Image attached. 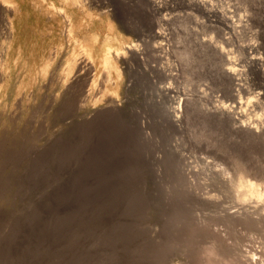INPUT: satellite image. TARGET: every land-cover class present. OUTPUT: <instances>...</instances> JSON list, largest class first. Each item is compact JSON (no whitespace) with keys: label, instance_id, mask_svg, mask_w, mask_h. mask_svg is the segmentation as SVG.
Masks as SVG:
<instances>
[{"label":"rangeland","instance_id":"374dc122","mask_svg":"<svg viewBox=\"0 0 264 264\" xmlns=\"http://www.w3.org/2000/svg\"><path fill=\"white\" fill-rule=\"evenodd\" d=\"M8 1L0 264H264V0Z\"/></svg>","mask_w":264,"mask_h":264},{"label":"bare ground","instance_id":"6f19581e","mask_svg":"<svg viewBox=\"0 0 264 264\" xmlns=\"http://www.w3.org/2000/svg\"><path fill=\"white\" fill-rule=\"evenodd\" d=\"M7 1H8V0H7ZM9 1H10V0H9ZM9 1H8V2H9ZM66 1H67L68 4L71 3V4L74 5L75 7L80 8L83 12H84V11H88L89 13H92L91 10H90V8L92 7L91 4H93V6H94V5H97V7H99L100 10L103 8V6H104V7H107V6H108V5L105 6L106 3H108L106 0H90V1H91L90 6L87 7V8H86V5H87V4H85V3L87 2L86 0H66ZM84 1H86V2H84ZM115 2H116V3H115V4H116L115 7H116L117 9H121V8H124V7H127V8H128L129 6H130V7L132 6V8H130V9H133V10H138V9L140 8V7L136 6L135 4H132V3H131V5L128 4V1H126V0H116ZM163 4H164V3H163ZM7 5H8V4H7ZM7 5H6V6H7ZM157 5H158V4H157ZM196 5H197V4H196ZM189 6H190V5H189ZM197 6H198V5H197ZM160 7H161V6H159V8H160ZM198 7H199V6H198ZM201 7L204 8L205 6H201ZM201 7H200V9H202ZM11 8H12V7H11ZM13 8H14V6H13ZM159 8H158V9H159ZM6 9H7V8H6ZM9 9H10V8H9ZM108 9H109V8H108ZM142 9H143V8H142ZM158 9H157V10H158ZM206 9H207V8H206ZM144 10H145V9H144ZM202 10H203V9H202ZM9 11H11V10H8V12H9ZM108 11H109V10H108ZM159 11H160V9H159ZM194 11H195V10H194ZM6 12H7V11H6ZM100 12H101V11H100ZM9 13H10V12H9ZM89 13H87V14H89ZM101 13H102V12H101ZM207 13H209V12H206V14H207ZM7 14H8V13H7ZM97 19H98V18H97ZM8 23H11L10 25H11V28H12V25H13L12 20H11V22L9 21ZM143 28H144V27H143ZM143 28H140V29H143ZM13 29H14V28H13ZM66 29H67V27H66ZM12 31H13V30H12ZM154 31H155V30H154ZM64 32H65V31H64ZM143 32H144V30H143ZM95 33H96V32H95ZM95 33H94V34H95ZM97 34H98V32H97ZM156 34H157V33H156ZM63 35H65V34H63ZM93 36H94V35H93ZM93 36H91V37H93ZM96 36H98V35H96ZM160 36H161V35H160ZM74 37H75V36H74ZM94 37H95V36H94ZM94 37H93V38H94ZM140 37H143V35H141ZM156 37H157V36H156ZM162 37H163V36H162ZM66 38H67V37H66ZM96 38H97V37H96ZM96 38H95V39H96ZM100 38H101V37H100ZM159 38H160V37H159ZM118 39H119V38H118ZM143 39H144V38H143ZM157 39H158V38H157ZM160 39H161V38H160ZM99 40H100V39H99ZM65 41H66V40H65ZM94 41H96V40H94ZM97 41H98V40H97ZM107 41H109V40H107ZM147 41H148V40H147ZM147 41H146V42H147ZM157 41H159V40H157ZM141 42H142V43H145V40H144V41L141 40ZM155 42H156V41H155ZM98 43H99V42H98ZM115 43H116V42H115ZM92 44H93V43H92ZM112 44H114V43H112ZM154 44H155V43H154ZM154 44H152V45H154ZM156 44H157V43H156ZM156 44H155V45H156ZM90 45H91V44H90ZM102 45H103V44H102ZM107 45H108V44H107ZM158 45H159V43H158ZM160 45H161V43H160ZM108 46H109V45H108ZM110 46H111V45H110ZM110 46H109V47H110ZM161 46H163V45H161ZM84 47H85V46H84ZM92 47H93V46H92ZM94 47H96V46H94ZM101 47H102V46H101ZM157 47H159V46H157ZM79 48H81V47H79ZM117 48H118V47H117ZM119 48H120V47H119ZM161 48H162V50H163V47H161ZM161 48H160L159 50H161ZM128 49H129L130 56H139V52H138V50H137L136 48L133 47V48H128ZM155 49H156V48H155ZM157 49H158V48H157ZM79 50H80V49H79ZM153 50H154V49H153ZM162 50H161V51H162ZM74 51H75V50H74ZM111 51H112V50H111ZM161 51H160V53H161ZM53 52H54V51H53ZM70 52H71V51H70ZM70 52H69V53H70ZM75 52H76V51H75ZM104 52H105V51H104ZM112 52H113V51H112ZM75 54H77V53H75ZM82 54H83V53H82ZM85 54H86V53H85ZM104 54H105V53H104ZM115 54H116V53H115ZM157 54H158V53H157ZM173 54H174V53H173ZM51 55H52V54H51ZM77 55H78V54H77ZM112 55H113V54H111L110 51L108 50V52H107V53L104 55V57H103V63H104L105 67H106L108 70L114 68V66H115V65H114V60H113ZM75 56H76V55H75ZM81 56H82V55H81ZM81 56L79 57V55H78L79 58H81ZM113 56H115V55H113ZM140 56H141V55H140ZM117 57H118V60H121L122 58L125 59V60H128V56H127L126 54H119V53H117ZM158 57L160 58L161 56H158ZM72 58H73V57H72ZM163 58H164V57H163ZM69 59H70V58H69ZM179 59H180V58H179ZM181 59H182V58H181ZM66 60H67V59H66ZM79 60H80V59H79ZM160 60H161V59H160ZM192 60H193V59H192ZM74 61H75V60H74ZM162 61H163V60H162ZM76 62H77V64H78V61H77V60H76ZM79 62H80V61H79ZM134 62H135V61H134ZM174 62H175V61H174ZM80 64H83V65L85 66V71H84V72H82V71H81V72H76V74H75L74 76H75V79H82V80L84 81V83H85V82H87V81L90 79V75H92V73L90 74V72H91V68H93V66H92V63H91V60H90V56H88V55L86 54V56L82 57V60H81ZM74 65H76V64L74 63ZM74 65H73V66H74ZM178 65H179V64H178ZM76 66H78V65H76ZM81 66H82V65H81ZM81 66H80V67H81ZM84 66H83V67H84ZM68 67H69V66H68ZM78 67H79V66H78ZM180 67H182V66H180ZM70 68L72 69V67H70ZM70 68H69V69H70ZM67 69H68V68H67ZM67 69H66V70H67ZM80 69H81V68H80ZM107 69H106V70H107ZM74 70H75V69H74ZM104 70H105V69H104ZM108 70H107V71H108ZM193 70H194V69H193ZM67 71H68V70H67ZM109 71H110V70H109ZM109 71H108V72H109ZM72 72H73V69H72ZM72 72H71V74H72ZM104 74H105V73H104ZM107 76H108V75H107ZM107 76H106V77H107ZM109 76H111V75L109 74ZM94 77H95V76H94ZM102 77H104V76H102ZM102 77H101V78H102ZM106 77H104V78L106 79ZM71 78H72V77H71ZM98 78H99V77H98ZM92 79H93V78H92ZM99 80H100V79H99ZM103 80H104V79H103ZM103 80H102V81H103ZM108 80H109V77H108ZM110 80H112V79H110ZM110 80H109V81H110ZM70 81H71V80H70ZM97 81H98V80H97ZM72 82H73V81H72ZM90 82H91V81H90ZM90 82H89V84H90ZM94 82H95V81H94ZM68 83H69V82H68ZM97 83H98V82H97ZM111 83H112V81H111ZM89 84H88V85H89ZM94 84H95V83H94ZM94 84H93V86H94ZM99 84H100V83H99ZM67 85H68V84H67ZM70 85H72V84H70ZM70 85H68V86H70ZM80 85H81V84H80ZM73 86H74V85H73ZM81 86H82V85H81ZM85 86H86V84H85ZM91 86H92V85H91ZM91 86H90V87H91ZM93 86H92V87H93ZM86 87H87V86H86ZM92 87H91L90 89H92ZM97 87H99V85H98ZM100 87H101V86H100ZM100 87H99V88H100ZM71 88H72V87H71ZM87 88H89V87H87ZM74 89H75V88H74ZM79 89H80V88H79ZM84 89H85V88H84ZM90 89H89V90H90ZM159 89H160V88H159ZM80 90H81V89H80ZM85 90H87V89H85ZM85 90H84V93H85V94L87 93L85 96L88 97V99H89L92 95L94 96V94H92V95L90 94V97H89L88 95H89L90 91H86V92H85ZM101 90H102V88H101ZM162 90H163L164 93H165V90H164V89H162ZM91 91H92V90H91ZM98 91H99V90H98ZM103 91H104V90H103ZM103 91H102V92H103ZM160 91H161V90H160ZM78 92H81V91H78ZM102 92H100L101 95L103 94ZM105 92H106V90H105ZM105 92H104V93H105ZM109 92H110V91H109ZM109 92H108L107 94L111 95ZM157 92H158V91H157ZM156 94H157V93H156ZM158 94H159V93H158ZM81 95H82V94H81ZM101 95H100V97H103V96H101ZM164 95H165V94H164ZM95 96H97V94H96ZM112 96H113V95H112ZM112 96H111V97H112ZM97 97H98V96H97ZM100 97H99V100H100ZM109 97H110V96H109ZM158 97H159V96H158ZM79 98H81V96L78 97V99H79ZM83 98H84V97H83ZM91 98H92V97H91ZM91 98H90V99H91ZM112 98H113V97H112ZM112 98H111V99H112ZM86 99H87V98H86ZM93 99L95 100V99H98V98H94V97H93ZM158 99H159V98H158ZM83 100H84V99H83ZM94 100H93V102H95ZM89 101H90V100H89ZM89 101H87V102H89ZM79 102L81 103V101H79ZM87 102L85 101L86 104H87ZM91 103H92V101H91ZM101 103H102V102H101ZM114 103H115V102H114ZM114 103H112V104H114ZM83 104H84V103H83ZM86 104H85V105H86ZM103 104H104V103H103ZM69 105H71V104H69ZM85 105H84V106H85ZM87 105L92 106V104L90 105V103H88ZM117 105H118V104H117ZM89 106H88V107H89ZM93 106H94V105H93ZM97 106H98V105H97ZM107 106H108V105H107ZM113 106H114V105H113ZM72 107H73V106H72ZM94 107H95V106H94ZM104 107H105V105H104ZM108 107H109V106H108ZM117 107H118V106H117ZM114 108H115V106H114ZM75 109H76V108H75ZM82 109H83V108H82ZM84 110H85V108H84ZM90 110H91V109H90ZM94 110H95V109H94ZM102 110H103V108H102ZM104 110H105V109H104ZM104 110H103V111H104ZM108 110H110V109H108ZM116 110H117V109H116ZM86 111H87V110H86ZM100 111H101V110H100ZM112 111H113V110H112ZM114 111H115V109H114ZM109 112H110V111H109ZM119 112H120V111H119ZM119 112H118V114L120 115ZM121 114H122V113H121ZM95 116H96V114H95ZM96 118H97V117H96ZM98 118H99V116H98ZM114 118H115V117H114ZM94 119H95V118H94ZM138 124H139V123H138ZM139 125H140V124H139ZM141 126H142V125H141ZM241 175H242V174H241ZM244 175H245V174H244ZM244 175L240 177V178H242V179L240 180L239 187L241 186L242 188H248V187H254V188H255V187L258 186V185H257L258 180L256 181L257 183H255V182L253 181V179H252L253 182H252V181L250 182V181H249L250 179L247 180V181H246L247 184H246V183H245V180H246V179H245V180L243 179V177H245ZM239 176H240V175H239ZM245 178H246V177H245ZM250 178H251V177H250ZM235 182H236V181H235ZM236 183H237V182H236ZM259 183H260V181H259ZM260 184H261V183H260ZM256 185H257V186H256ZM241 187H240V188H241ZM245 190H247V189H245ZM256 190H257V189H256ZM248 191H250V190H248ZM237 192H238V191H237ZM244 192H245V191H244ZM244 196H245V194H244ZM235 250H236V249H235ZM240 253H241V252H240ZM240 261H241V260H240Z\"/></svg>","mask_w":264,"mask_h":264}]
</instances>
